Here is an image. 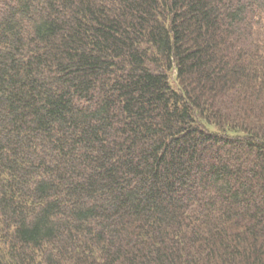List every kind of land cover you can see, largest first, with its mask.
<instances>
[{
	"label": "trees",
	"instance_id": "16d2710c",
	"mask_svg": "<svg viewBox=\"0 0 264 264\" xmlns=\"http://www.w3.org/2000/svg\"><path fill=\"white\" fill-rule=\"evenodd\" d=\"M0 264H264V0H0Z\"/></svg>",
	"mask_w": 264,
	"mask_h": 264
},
{
	"label": "rangeland",
	"instance_id": "374dc122",
	"mask_svg": "<svg viewBox=\"0 0 264 264\" xmlns=\"http://www.w3.org/2000/svg\"><path fill=\"white\" fill-rule=\"evenodd\" d=\"M172 77H173V76H172ZM208 127H209V129H211V130H213V131L216 130V128H215L214 126H212V125H211V126L209 125Z\"/></svg>",
	"mask_w": 264,
	"mask_h": 264
}]
</instances>
